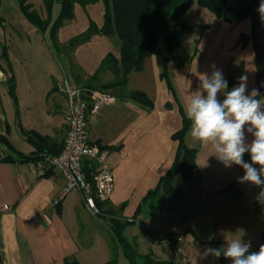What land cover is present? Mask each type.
<instances>
[{
    "label": "crops",
    "instance_id": "obj_1",
    "mask_svg": "<svg viewBox=\"0 0 264 264\" xmlns=\"http://www.w3.org/2000/svg\"><path fill=\"white\" fill-rule=\"evenodd\" d=\"M32 1L26 0V3L33 7ZM0 16L3 18L0 23V135L18 153L26 156L34 150L23 137L22 130H11L14 119L18 128L20 125L22 129L33 130L60 146L66 133L63 117L66 101L56 85L68 76L62 71L58 79H52L53 93L43 104L40 100L41 107L34 101L32 104L30 99L23 103L21 98L27 97H21L23 83L17 67L21 66V49L31 33L24 34L23 30L15 27L23 16L19 0H0ZM10 31L13 33L12 46L7 42ZM3 49L7 52L8 63L2 57ZM14 60L18 62L17 67ZM11 77L15 83L18 110L9 93L8 80ZM111 94L115 96V102L88 116V142L106 149V161L112 166L113 191L102 203L105 218L89 214L77 190L69 191L58 200L65 186L64 179L51 170L41 172L35 163L19 161L16 153L10 152L0 142V264H63V260L71 256L80 264H103L112 258V251H118V264H126L108 227L109 213L112 212L120 219L130 220L124 235L135 243L138 254H148L161 262L159 264H179L166 239L180 229L185 231L183 253L186 264H219L220 258L204 257L205 246L222 247L226 240L240 236L245 242L251 241L250 251H258L264 244L260 236L264 230V210L256 209L261 203L243 191L241 183L235 182L233 173L226 176L224 164L214 155L213 146L194 141L189 130L185 144L197 150L196 169L189 179L177 180L181 197L167 199L169 203H175L174 207L170 209L168 206L164 211L166 215L160 214L163 216L159 218L169 223L161 227L151 220L158 209V200L153 212L146 211L132 217L140 202L138 199L154 188L159 177L171 166L177 145L171 135L176 130L164 126L169 116L167 111L149 110L121 98L117 93ZM170 108L173 110L174 107ZM245 135L247 141L254 138L246 130ZM143 142L148 143L146 150L141 148ZM129 154L141 157L137 167L141 168L138 179L143 184L137 191V199L131 204L129 200L134 195L135 185H128V177L120 176L124 173L114 172L124 165L123 161ZM9 156L13 161H5ZM243 158L250 160L246 155ZM220 166L221 170L218 169ZM188 184L192 185V191L185 190ZM158 199H163V207L166 197ZM128 209H131L130 214ZM134 224L139 225L143 237L136 234ZM105 231L111 235L110 238ZM221 257L231 264L230 259Z\"/></svg>",
    "mask_w": 264,
    "mask_h": 264
},
{
    "label": "rangeland",
    "instance_id": "obj_2",
    "mask_svg": "<svg viewBox=\"0 0 264 264\" xmlns=\"http://www.w3.org/2000/svg\"><path fill=\"white\" fill-rule=\"evenodd\" d=\"M32 4L31 9L42 20H46L48 24L44 30H40L31 25L23 16L21 17L22 21L15 24V27L20 31L23 30L24 34L31 33V35L30 38L25 39L24 48L21 49L23 55L21 56V66L17 67L18 62L14 61L15 67L20 68L17 73L23 83L21 97H27V100L21 98V101L24 103V101L30 99L32 104L34 101L38 107H41L40 102L42 101V104L46 102V98L48 99L53 93L51 91L53 78L58 79L64 71L69 79L82 86L84 80L96 74L108 52L119 57L120 41L114 34L104 35L94 32V28L91 27V25H94L99 28L103 23L105 5L102 0H70L71 6L67 17L61 16L62 3L60 1L52 0L49 12L44 0H33ZM182 19L187 27L179 35L178 45L172 58L166 64L167 79L160 77L161 69L156 64L154 56H148L144 60L142 71H131L129 73L125 86L127 91H144L153 101V109H156V111H167L169 116L164 126L174 128V130H178L182 126L178 105H181L186 117L185 108L187 102L196 94L199 83L198 77L203 73H210L212 69L209 65L212 63L223 70L228 85L229 82L237 85L239 83L238 78L246 74L248 76V91L250 92L253 88L257 89L253 45L250 39L243 38L244 35H249L251 30V20L249 18L239 22L227 23L219 19L208 8L199 6L195 0L184 12ZM259 22V42L264 52V24L261 23L260 17ZM9 34L11 36L7 38V42L8 45L12 46V31ZM110 78L112 76L109 73H104L99 76V83L109 82ZM78 79L81 80L77 81ZM172 91H174L177 101ZM107 92L113 93L112 90ZM15 96L18 110L16 93ZM219 98L221 100L224 98L223 93L220 94ZM261 99L264 100V97ZM169 103L174 107L173 110L167 105ZM11 130H21L20 125L18 128L14 119L11 122ZM187 130L190 133V126ZM252 139L247 142L250 143ZM141 145L142 150L148 148L147 142H143ZM195 145L198 147V142ZM111 158L108 161H111ZM140 161H142L140 156L129 154L123 161L124 165L114 171L118 170L120 173H124L120 176L125 177V179L128 177L126 179L128 185H135L136 187L133 197L129 200L130 204L135 201V198L137 199V191L139 192V187L143 185L142 180L138 179L141 177V168L137 167V165H140ZM245 161L250 162L246 158ZM128 166H130V170H128ZM255 166L259 167V165ZM223 168L227 171L226 176L228 173H233L235 182L239 183L237 178L243 175L241 167L233 165L231 167L224 166ZM218 169L221 170V166ZM241 185L243 191L249 194L251 199H255L260 192L259 187L249 183H241ZM185 187V190L192 191L193 189L191 184L185 185ZM141 199L138 200L141 201ZM162 200L158 199V209L155 215L151 217L152 222L161 227L169 221L163 220L159 216L166 215L164 211L168 209V206L173 209L175 204L173 202L169 203L166 198L162 207ZM255 201L257 200L255 199ZM161 211L162 213H160ZM130 213L131 209H128V214ZM141 221L144 225H148L144 220ZM134 230H136L137 235L143 237L138 224H134ZM105 233L108 238L111 237L108 231H105ZM112 238L117 243L114 236ZM116 246L119 247L118 244ZM83 249L87 248L84 247ZM117 253L118 251H112L110 260H114V264H118L119 257ZM108 261L105 260L103 264ZM126 264L128 263L126 262Z\"/></svg>",
    "mask_w": 264,
    "mask_h": 264
},
{
    "label": "trees",
    "instance_id": "obj_3",
    "mask_svg": "<svg viewBox=\"0 0 264 264\" xmlns=\"http://www.w3.org/2000/svg\"><path fill=\"white\" fill-rule=\"evenodd\" d=\"M47 10L51 7L52 0H44ZM62 3L61 16L67 17L70 10V0H57ZM96 1V0H93ZM105 9L103 23L99 28L94 25V32L104 35H116L120 41L119 57L108 52L103 58L101 65L91 78L84 80L82 85L90 89L102 91L112 90L118 96L138 103L146 109L154 108L153 101L141 90H126L128 75L131 71H142L144 60L148 56H154L156 64L160 67V77L166 78V64L172 58L173 52L178 45V37L187 27L182 19L184 12L194 3L195 0H102ZM197 4L211 10L219 19L227 22H239L249 18L251 20V30L249 35H244V39H250L255 54V82L261 96L264 97V52L262 51L260 38V22L257 8L260 0H196ZM19 9L23 17L33 26L44 30L48 22L42 20L40 16L31 9V5L26 0H19ZM3 18L0 16V23ZM2 57L8 63L7 52L3 49ZM109 73L112 78L104 84L99 83V76ZM9 93L16 102L15 83L11 77L8 80ZM169 84V81H168ZM235 86L229 82L228 90ZM174 98L177 101L174 91ZM169 107L170 103L167 104ZM179 114L182 119V126L176 130L171 138L176 141L174 158L169 169L159 177L154 188L149 189L143 196L132 217L149 211L153 212L158 198L166 197L168 200H177L181 197V191L177 186V180L189 179L196 169L195 148H190L185 144V135L191 122L185 117L181 105H178ZM23 137L33 145L34 150L29 155H23L13 150L8 140L0 135V142L4 144L10 152L17 155L21 162L37 163L44 159L45 155L58 154L62 145L57 146L49 141L46 136H41L33 130L21 128ZM249 159L250 155L245 154ZM5 161H13L9 156ZM101 214L102 203L97 202ZM256 209L264 210V204H257ZM130 222L120 219L113 212L109 213L108 227L117 241L121 254L128 264H159L150 255L141 256L137 252L134 242L129 241L124 235V229ZM261 239L264 242V230L261 232ZM110 260L104 264H114ZM63 264H80L75 257H67ZM219 264H228L222 257Z\"/></svg>",
    "mask_w": 264,
    "mask_h": 264
},
{
    "label": "clouds",
    "instance_id": "obj_4",
    "mask_svg": "<svg viewBox=\"0 0 264 264\" xmlns=\"http://www.w3.org/2000/svg\"><path fill=\"white\" fill-rule=\"evenodd\" d=\"M257 12L264 24V0H260ZM209 67L212 71L198 77L196 94L185 108L191 122L190 136L194 141L210 143L214 155L225 167H241L243 175L237 178L238 182L259 187L255 199L264 204V100L258 99L261 96L258 89L248 91L246 74L228 90L223 70L215 63ZM245 129L254 137L250 143ZM246 153L250 155V162L243 158ZM251 247V241L245 242L240 236L226 240L222 247L205 246L203 255L217 259L223 256L231 264H264V244L258 251H250Z\"/></svg>",
    "mask_w": 264,
    "mask_h": 264
},
{
    "label": "built area",
    "instance_id": "obj_5",
    "mask_svg": "<svg viewBox=\"0 0 264 264\" xmlns=\"http://www.w3.org/2000/svg\"><path fill=\"white\" fill-rule=\"evenodd\" d=\"M66 101L63 117L66 133L58 154L45 155L36 163L41 172L53 171L60 175L65 186L59 195L62 199L69 191L81 194L85 210L94 217L100 216L97 202L108 200L113 191L112 166L106 161L108 152L88 142V116L95 114L116 98L107 91L80 86L64 77L56 85ZM4 209H7L4 206ZM130 221V220H129ZM185 231L180 229L170 234L166 242L173 248L179 264H186L183 253Z\"/></svg>",
    "mask_w": 264,
    "mask_h": 264
}]
</instances>
